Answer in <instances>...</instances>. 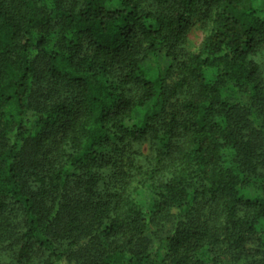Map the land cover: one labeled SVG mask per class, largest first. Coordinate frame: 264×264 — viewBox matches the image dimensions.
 Masks as SVG:
<instances>
[{
	"label": "trees",
	"instance_id": "trees-1",
	"mask_svg": "<svg viewBox=\"0 0 264 264\" xmlns=\"http://www.w3.org/2000/svg\"><path fill=\"white\" fill-rule=\"evenodd\" d=\"M0 264H264V0H0Z\"/></svg>",
	"mask_w": 264,
	"mask_h": 264
},
{
	"label": "rangeland",
	"instance_id": "rangeland-1",
	"mask_svg": "<svg viewBox=\"0 0 264 264\" xmlns=\"http://www.w3.org/2000/svg\"><path fill=\"white\" fill-rule=\"evenodd\" d=\"M206 35V29L202 27V23L198 18H194L188 29L186 49L188 51L196 52L204 37Z\"/></svg>",
	"mask_w": 264,
	"mask_h": 264
}]
</instances>
